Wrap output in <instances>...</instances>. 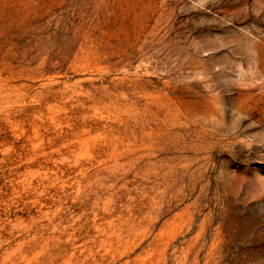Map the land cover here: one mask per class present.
<instances>
[{
    "label": "rangeland",
    "instance_id": "1",
    "mask_svg": "<svg viewBox=\"0 0 264 264\" xmlns=\"http://www.w3.org/2000/svg\"><path fill=\"white\" fill-rule=\"evenodd\" d=\"M0 264H264V0H0Z\"/></svg>",
    "mask_w": 264,
    "mask_h": 264
}]
</instances>
